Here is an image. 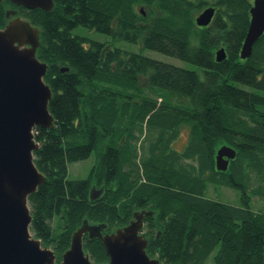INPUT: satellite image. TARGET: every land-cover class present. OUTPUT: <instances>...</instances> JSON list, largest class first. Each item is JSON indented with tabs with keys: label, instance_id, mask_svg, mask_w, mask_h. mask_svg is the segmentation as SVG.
<instances>
[{
	"label": "trees",
	"instance_id": "1",
	"mask_svg": "<svg viewBox=\"0 0 264 264\" xmlns=\"http://www.w3.org/2000/svg\"><path fill=\"white\" fill-rule=\"evenodd\" d=\"M10 6L41 29L37 56L48 64L55 126L35 129L46 181L29 199L31 231L57 261L85 220L108 233L147 209V252L162 264H264V206L252 207L264 200V33L241 57L251 0H54L51 10L3 0L0 28ZM208 6L215 15L199 26ZM222 145L236 149L226 171L216 166ZM92 155L89 175L71 178L69 164ZM210 184L239 188L241 204L207 197ZM93 186L104 188L96 199ZM84 250L110 260L88 233Z\"/></svg>",
	"mask_w": 264,
	"mask_h": 264
},
{
	"label": "water",
	"instance_id": "2",
	"mask_svg": "<svg viewBox=\"0 0 264 264\" xmlns=\"http://www.w3.org/2000/svg\"><path fill=\"white\" fill-rule=\"evenodd\" d=\"M10 1L29 9L54 7V0ZM214 15L215 7L208 6L196 17V22L208 26ZM6 16L10 20L0 28V264H56L54 250L44 246L31 231L29 198L46 181L35 163L40 148L35 129L55 126L49 109L52 89L44 79L48 64L37 56L41 29L18 16L16 9H8ZM263 33L264 0H254L241 48L243 59L252 55L254 44ZM225 58L226 50L222 47L216 51V59ZM235 157V148L222 145L216 154L217 169L226 171ZM103 190L93 186L91 199L99 197ZM151 214L149 210L136 211L127 225L108 233L103 232L104 224L85 220L73 233L71 245L59 264H98L84 250L86 233L90 238L101 239L106 248L110 260L101 264H162L147 252L144 223Z\"/></svg>",
	"mask_w": 264,
	"mask_h": 264
},
{
	"label": "rangeland",
	"instance_id": "3",
	"mask_svg": "<svg viewBox=\"0 0 264 264\" xmlns=\"http://www.w3.org/2000/svg\"><path fill=\"white\" fill-rule=\"evenodd\" d=\"M254 0H251V2H253ZM10 8H13L10 6ZM141 8L143 9H148L146 4H143L141 6ZM85 31V33L89 34L91 37H95L97 39H101V40H111L110 37H106L105 35L99 34L95 31H90L88 29H83ZM118 45H121L125 48L137 51V52H142L146 55H149L153 58L159 59V60H163L166 62H171L173 64L176 65H181L183 67H193L192 65H190L189 63L185 62V61H181L178 60L176 58L170 57L168 55H165L161 52L155 51V50H150V49H145L143 48L140 44H132V43H126V42H122L119 43ZM182 138L185 137V130L182 131ZM144 136H142L143 139ZM177 147L180 149L184 146L183 140H179L178 144H176ZM94 163V156L92 155L91 157H89L88 159L85 160H80L77 162H73L69 164V176L71 178H86L89 175V171L92 167ZM207 197L210 198H215V199H219L221 201H224L226 203H230L232 205H240L241 204V197H242V192L241 190L232 188L230 186H225V185H219V184H210L209 188L207 190L206 193ZM264 206V200L262 197L260 196H254L252 198V207L254 210H259ZM147 210V209H145ZM136 211H141L136 210ZM50 248V247H49ZM61 261H57L56 259V264H59ZM208 264H212V261L208 262Z\"/></svg>",
	"mask_w": 264,
	"mask_h": 264
},
{
	"label": "flooded vegetation",
	"instance_id": "4",
	"mask_svg": "<svg viewBox=\"0 0 264 264\" xmlns=\"http://www.w3.org/2000/svg\"><path fill=\"white\" fill-rule=\"evenodd\" d=\"M18 16H21V15H18ZM22 17V16H21ZM22 18H24V17H22ZM25 19V18H24ZM140 210H145V209H140ZM145 222H146V218H145ZM144 227H145V225H144ZM144 232H145V234H146V231L144 230Z\"/></svg>",
	"mask_w": 264,
	"mask_h": 264
}]
</instances>
